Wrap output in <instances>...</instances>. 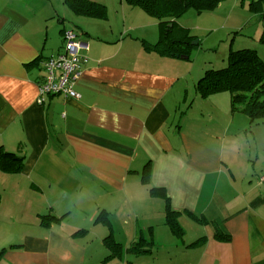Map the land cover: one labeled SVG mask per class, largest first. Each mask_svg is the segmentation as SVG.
Returning <instances> with one entry per match:
<instances>
[{"label":"crops","instance_id":"0c3cea01","mask_svg":"<svg viewBox=\"0 0 264 264\" xmlns=\"http://www.w3.org/2000/svg\"><path fill=\"white\" fill-rule=\"evenodd\" d=\"M237 1L234 19L214 30L224 31L222 44L235 33L223 63L232 51L259 55L264 47V0ZM58 3L0 0V151L25 158L19 174L0 170L3 181L19 182L0 189L1 208L26 223L3 245L0 264H264V189L245 191V178L237 190L227 140L194 135L196 101L220 96L198 94L204 73L188 71L191 51L155 47L159 22L143 10L123 13L124 0L114 12L119 27L106 2H98L108 6L106 19L77 16L75 26L64 24ZM254 23L261 31L243 40ZM72 28L88 46L75 86L81 99L58 95L40 105L42 65L63 52ZM238 115L232 111L230 130ZM168 207L179 212L182 235L166 224ZM213 220H222L228 240L217 239ZM140 235L153 244L133 250Z\"/></svg>","mask_w":264,"mask_h":264},{"label":"rangeland","instance_id":"374dc122","mask_svg":"<svg viewBox=\"0 0 264 264\" xmlns=\"http://www.w3.org/2000/svg\"><path fill=\"white\" fill-rule=\"evenodd\" d=\"M93 1L108 3L110 15L112 16L113 14L111 20L112 24L116 27L120 26L118 20L114 17V12L121 11L119 0ZM246 1L247 4L250 2V0ZM58 5L62 18L66 17L64 24L75 26L74 23L78 20V17L63 3V0H61V3H58ZM240 6L241 3L237 0H224L219 7L212 12L198 14L196 11L190 10L177 19V23L180 27L189 29L191 37H198L203 40L200 45L197 44L198 40H193L191 42V57L190 62H187V64H189L188 71L192 70L193 77H197L198 72L204 73L203 75H205L207 70H218L228 66L229 57L226 62L223 63L222 55L225 50L228 51L235 33L233 32L231 34L230 41L227 44H222L220 40L223 38L224 31L214 32V30L221 28V26H225L226 20L234 19L230 18V16L234 9H238ZM124 12L142 14L141 9L132 8L128 5L123 6V13ZM254 27L260 30V25L257 23H254V25L250 24L243 28V31H245L243 40H246V37L254 31ZM175 37H178L177 33ZM239 39L240 38H238V40ZM238 43L237 41L235 47ZM263 52L264 47L259 50V55L264 60ZM191 92L193 94V90ZM218 96H220V99L217 101L216 99L218 97H209L208 99H204V102L199 99L196 101L192 114L199 119L200 133L197 132L194 135L198 134L208 141L214 140L218 135L221 136L222 139H226L228 145L225 149V159L230 163V169H232L233 174L236 176L235 188L243 191V184L246 178L247 185L244 186L245 191L247 190L249 193L255 192L256 196H260L261 190L264 189V180H261V178L264 177V121L260 123H251L248 117L240 114L237 117L234 116V125L230 130L228 123L230 119H232V95L228 92L219 93ZM191 99L192 96L190 101ZM201 117L202 119H200ZM177 119L181 121L180 113ZM186 130L193 133L188 128H186ZM235 132L238 134H235ZM260 181L262 182V186L259 185ZM18 183V181L6 182L0 178V189H4L5 186L12 187L8 192L19 189L17 188ZM24 184L25 182H21L22 186H24ZM250 185L252 186L250 187ZM2 195H4V193ZM262 195L264 196V194ZM228 198L232 199L230 195H228ZM95 199L97 198L88 195V202L92 208H96V205H93ZM89 211L92 212V209L90 208ZM40 213L44 215L43 212ZM15 221L16 217L14 214H10L8 209L5 210L4 205L2 208L0 206V253L2 252L3 245L8 247L11 246L12 239L16 237L14 236V232H17L19 227L26 224L21 217L16 222ZM25 221L29 224V222H33V219L31 216H27ZM191 226L189 230L193 232L196 230L195 228L198 227V225L196 227L195 224ZM32 232H37L36 226L32 228ZM19 234L17 236H19Z\"/></svg>","mask_w":264,"mask_h":264},{"label":"trees","instance_id":"16d2710c","mask_svg":"<svg viewBox=\"0 0 264 264\" xmlns=\"http://www.w3.org/2000/svg\"><path fill=\"white\" fill-rule=\"evenodd\" d=\"M224 0H124L132 8H139L147 15L154 17L162 28L161 40L157 44L161 51L166 49L173 55H188L193 37L186 28L180 27L177 19L190 10L198 14L216 10ZM261 1H259L260 3ZM63 3L78 17L104 20L107 18V7L91 0H63ZM258 5V4H257ZM261 9H258L260 12ZM264 12V10H262ZM172 25V26H171ZM171 26V27H170ZM73 29V28H72ZM176 33L178 37H175ZM46 61V60H45ZM44 61V62H45ZM197 92L201 97L215 93L229 92L232 95V111L249 118L251 123L264 121V60L254 49L232 51L228 66L223 69H210L197 83ZM25 158L0 151V170L7 174H19L23 171ZM2 197L0 194V206ZM178 213L168 207L166 224L175 236L182 235L179 228ZM198 222L210 223L206 218H196ZM216 237L228 240L229 234L220 226L222 220H213ZM147 241L143 236L134 242L133 250H143ZM112 248L117 247L111 241Z\"/></svg>","mask_w":264,"mask_h":264},{"label":"built area","instance_id":"2783aa9c","mask_svg":"<svg viewBox=\"0 0 264 264\" xmlns=\"http://www.w3.org/2000/svg\"><path fill=\"white\" fill-rule=\"evenodd\" d=\"M83 50H88V46L81 43L77 31L65 30L63 52L58 57L47 59L42 65L45 76L39 84L38 104L42 105L48 97L58 95L74 100L81 99L75 86L83 65L89 63V58L81 54Z\"/></svg>","mask_w":264,"mask_h":264},{"label":"water","instance_id":"95a60500","mask_svg":"<svg viewBox=\"0 0 264 264\" xmlns=\"http://www.w3.org/2000/svg\"><path fill=\"white\" fill-rule=\"evenodd\" d=\"M171 26H172V25H171ZM171 26H170V27H171Z\"/></svg>","mask_w":264,"mask_h":264}]
</instances>
